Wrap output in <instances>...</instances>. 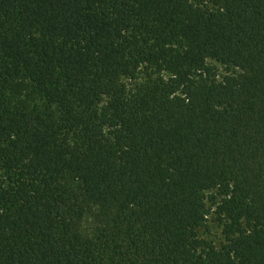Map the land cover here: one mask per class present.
Here are the masks:
<instances>
[{"label": "trees", "instance_id": "trees-1", "mask_svg": "<svg viewBox=\"0 0 264 264\" xmlns=\"http://www.w3.org/2000/svg\"><path fill=\"white\" fill-rule=\"evenodd\" d=\"M0 264H264V0H0Z\"/></svg>", "mask_w": 264, "mask_h": 264}, {"label": "rangeland", "instance_id": "rangeland-1", "mask_svg": "<svg viewBox=\"0 0 264 264\" xmlns=\"http://www.w3.org/2000/svg\"><path fill=\"white\" fill-rule=\"evenodd\" d=\"M222 73L224 74V69L219 66ZM35 91V90H34ZM28 102L32 107L43 108L44 107V99L42 95L36 93H31L28 97ZM200 238L215 245L220 248L225 242V237L223 235V227L222 224L217 219V216L213 213L210 216L208 223L204 228L200 230Z\"/></svg>", "mask_w": 264, "mask_h": 264}]
</instances>
